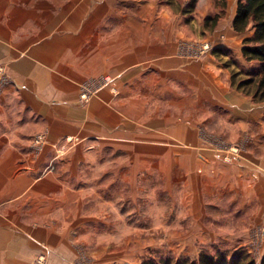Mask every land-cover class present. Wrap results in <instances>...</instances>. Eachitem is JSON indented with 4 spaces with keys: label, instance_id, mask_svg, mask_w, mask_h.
Returning <instances> with one entry per match:
<instances>
[{
    "label": "rangeland",
    "instance_id": "obj_1",
    "mask_svg": "<svg viewBox=\"0 0 264 264\" xmlns=\"http://www.w3.org/2000/svg\"><path fill=\"white\" fill-rule=\"evenodd\" d=\"M31 2L41 4L44 10L67 12V21H83L80 12L85 13L87 22L79 30L92 25L97 18L100 24L97 32H103L106 45L111 41H118L122 47L132 41H164L169 44L170 56L190 62L208 57L216 49L228 50L227 55L214 56L223 65L225 80L232 77L233 70L259 69L256 63H247L242 55L244 38L251 36L253 30L247 36L233 30L239 0H226L225 8L220 0ZM220 13L224 17L211 31L207 23ZM7 24H0V157L9 162L0 166L8 170L4 178L7 180H12L14 166L34 181L52 176L64 184V189L54 196L62 197L65 206L56 216L57 235L62 233L73 243L74 258L67 264H142L148 258L162 257L196 260L204 253L214 256L225 253L231 258L237 251L249 253L260 264L264 256V210L261 211L264 195L258 199L254 192L261 183L260 174H251V181L239 179L237 190L231 191L228 185L231 167L237 168L236 157H247L253 152L252 157L262 158L264 164V129L254 126L252 116L249 129L241 131L225 115L197 107L196 95L171 80L133 78L130 82L125 78L129 70L120 77L98 75L79 83L82 102L91 101L108 89L113 96H121L122 118L124 106L135 103L137 124L152 128L154 134L167 125H195L202 129L206 139L215 140L216 144L192 148L171 140L173 145L152 146L149 150L145 148L147 145L138 144L134 152L126 147L100 146L91 152H81L83 157H70L71 150L77 149L82 140L52 141L46 120L21 105L16 92H8L18 87L2 57L13 59L19 51L6 47ZM133 50L145 52L124 48L121 53ZM83 52L103 53L108 57L106 60L119 53L106 47ZM135 58L139 56L128 61ZM81 59L83 56L79 62H83ZM232 61L238 65L227 67ZM105 77L111 80L106 83ZM232 90L257 104L234 87ZM208 117L211 118L206 120ZM250 132L252 135H248ZM227 136L231 141L224 140ZM19 175L15 179H21ZM28 177L23 180L26 182ZM260 189L264 192V185ZM35 264L51 263L44 256L41 263L39 257Z\"/></svg>",
    "mask_w": 264,
    "mask_h": 264
},
{
    "label": "crops",
    "instance_id": "obj_2",
    "mask_svg": "<svg viewBox=\"0 0 264 264\" xmlns=\"http://www.w3.org/2000/svg\"><path fill=\"white\" fill-rule=\"evenodd\" d=\"M0 2V24L4 26L8 22L6 47L19 51L13 59L2 57L18 87L8 92H16L21 105L40 115L41 120H46L52 141L66 138L82 140L77 149L70 151V157H83L81 152H91L100 146L126 147L134 152L138 144L147 145L145 148L149 150L152 146L173 145L171 140H175L177 145L192 148L216 144L215 140L206 139L202 129L195 125H167L166 129L154 134L152 128L137 124L135 103L124 106L122 118L121 96H113L108 89L102 90L91 101L82 102L80 99L78 87L81 81L98 75L117 74L120 77L127 70L129 76L125 78L130 82L133 78L135 81H153L159 77L161 82L171 80L180 84L182 90L196 95L197 107L204 110L207 107L217 115H225L228 121H235L233 123L241 131L249 129L251 116L254 126L264 129V103H252L232 90L231 77L224 79L225 70L214 52L190 62L170 56L169 44L164 41H132L123 47L118 41H111L106 45L103 32H97L100 25L97 18L84 28V32V29L79 30L88 19L83 12H80L83 21H67V12L44 10L41 4L31 0ZM103 46L119 53L106 60L108 57L103 53L83 52L103 50ZM124 48L145 52L121 53ZM220 50L228 52L223 48ZM82 56L83 62H79ZM134 56H139V59L128 61ZM138 74L141 76L137 77ZM182 96L185 97L184 93ZM169 129L173 131L168 132ZM224 140L229 142L231 138L227 136ZM252 153L247 157H236L239 159L234 162L237 168L231 167L228 185L231 191L237 190L239 179L251 181V174H260L261 183L254 190L255 197L259 199L264 195L260 189L264 185V164L262 158L252 157ZM209 157L214 155L209 154ZM8 162L0 157V164ZM257 167L262 169L258 171ZM12 168L13 178L7 180L4 178L8 170L0 166V264H35L39 257L44 259V256L48 261L50 259L51 264H67L74 258L73 243H69L62 233L57 235L56 216L65 206L62 197L54 196L64 189V184L52 176L34 181L30 175L28 177L14 166ZM18 174L21 179H15ZM26 177L28 180L25 182Z\"/></svg>",
    "mask_w": 264,
    "mask_h": 264
},
{
    "label": "trees",
    "instance_id": "obj_3",
    "mask_svg": "<svg viewBox=\"0 0 264 264\" xmlns=\"http://www.w3.org/2000/svg\"><path fill=\"white\" fill-rule=\"evenodd\" d=\"M222 8L227 6L226 0H220ZM224 13L216 14L214 18L207 23V27L214 31ZM234 31L238 34L248 35L252 30L253 34L244 38L242 55L247 63H256L259 69L244 71L243 69L233 70L231 82L232 86L251 97L254 102H264V0H239L236 17L233 21ZM229 52H223L220 49L214 51L218 57L220 54L227 55ZM238 65L236 61L230 62L227 67ZM244 72L248 74L245 76ZM245 76L246 78L239 79ZM142 264H257L245 251H237L229 258L228 254L222 253L216 256L207 253L201 254L196 260L191 258H173L168 257L160 260L148 258ZM260 264H264V256Z\"/></svg>",
    "mask_w": 264,
    "mask_h": 264
},
{
    "label": "built area",
    "instance_id": "obj_4",
    "mask_svg": "<svg viewBox=\"0 0 264 264\" xmlns=\"http://www.w3.org/2000/svg\"><path fill=\"white\" fill-rule=\"evenodd\" d=\"M110 80H111L110 77H105V79L103 78V81L106 82V83L109 82ZM103 84H104V83H103ZM42 261H43V258L40 259V263H41Z\"/></svg>",
    "mask_w": 264,
    "mask_h": 264
}]
</instances>
